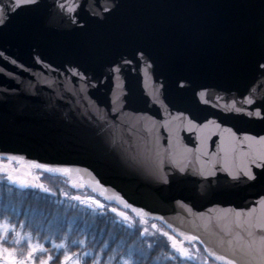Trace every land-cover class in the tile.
Returning <instances> with one entry per match:
<instances>
[{"label": "water", "instance_id": "water-1", "mask_svg": "<svg viewBox=\"0 0 264 264\" xmlns=\"http://www.w3.org/2000/svg\"><path fill=\"white\" fill-rule=\"evenodd\" d=\"M113 2L115 9L104 16L101 9ZM12 3L0 0V10ZM262 43L264 0H43L40 10L24 11L0 29V157L22 167L47 164L108 202L143 208L144 217L159 220L182 241L189 242L181 233L199 237L191 242H199L215 262L246 254L250 264H264V201L258 198L264 183H233L224 170L264 154V143L241 144L228 131L264 134V119L236 111L264 104V85L246 90L237 74ZM137 44L152 53V70L132 56ZM117 55L130 62L117 65ZM69 59L90 68L84 91L83 82L61 66ZM174 73L206 74L225 85L197 101L198 114L218 120L220 127L209 123L194 130L176 115L181 109L166 107ZM129 88L140 102L125 109L122 119L162 150L139 166L119 149L89 143L80 119L89 101L94 108H119ZM221 158L228 164H220ZM173 163L188 169L180 186L163 184L149 167L166 175ZM213 170L215 176L201 175Z\"/></svg>", "mask_w": 264, "mask_h": 264}, {"label": "snow or ice", "instance_id": "snow-or-ice-1", "mask_svg": "<svg viewBox=\"0 0 264 264\" xmlns=\"http://www.w3.org/2000/svg\"><path fill=\"white\" fill-rule=\"evenodd\" d=\"M42 2L43 0H13L11 7L4 5L3 10H0V29L13 23L18 15L24 11L40 10ZM57 6L62 7V5ZM71 7L75 8V5H71ZM115 7L116 4L113 2L109 4L108 8H102L101 11L104 16H107L108 12L114 10ZM72 18L75 19V17ZM81 23L84 27H87V21H81ZM2 54L3 53H0V55ZM132 56L139 61H143L145 69L152 70L155 60L152 53L143 45H135L132 48ZM115 59L117 65L130 62L121 60L119 55H117ZM46 66L49 68L52 67L51 64H47ZM61 66L65 68L69 75L79 78V80L83 82L80 88L81 91H84L86 87L90 86L92 77L88 75L90 68L85 63H82L80 60L69 59L66 64H62ZM115 67L116 65H113V68ZM237 74L245 80L244 86L246 90L249 89V86L255 88L257 84L264 85V43H262L259 48L252 49L248 53L246 65L239 69ZM163 79L164 77L162 75L161 81H163ZM171 81L172 86L169 93L164 97L166 107L169 110L181 109L176 115L185 119L194 130L203 129L209 123H215L216 127L221 126L218 120L214 121L211 117L206 119L205 116L198 114L199 104L197 101L203 102L205 95L211 88H223L225 87L224 84L218 82L217 79L209 75H196L193 73H174L171 76ZM162 87L163 83L157 85L158 89H162ZM112 99L115 101L117 97L114 95ZM245 99L247 100V97H245ZM139 102L140 98L133 95L130 88L119 100V108L109 105H105L103 109L94 108L92 106L93 102L89 101V107L80 113V119L84 126L87 141L93 146H99L105 150H121L125 160L133 165H143L150 158H157V154L162 150L159 149V147L153 149L151 142L147 139L141 140L136 134L134 124L129 123L127 119H122L124 110L134 108ZM248 103L252 104V101L248 100ZM236 111L249 117L264 119V104H261L260 107H255L252 111L243 108H237ZM118 113L120 115H118ZM198 121H202V123H198ZM126 124L127 127H125ZM228 131L232 133L234 138L239 136L241 144L248 141L264 143V134L253 136L247 131L241 132L237 130L233 132L231 128H228ZM213 155H215V153ZM257 159H259L260 163H257ZM219 163L226 165L228 161L221 158ZM249 165H251V167ZM39 167L42 169L50 168L47 164H40ZM149 167L152 174L156 176V179L168 186L182 185L189 175L188 169L179 163H173L171 166H168L166 175L151 164ZM256 169L260 171L257 172ZM58 170L67 172L68 166H60ZM224 170L231 182L239 183L240 181H244L248 187H254L257 182L264 183V154L260 155L258 158L252 157L241 161L236 166V170H232L230 166L225 167ZM201 175L204 177L209 175L215 176L216 172L214 170L212 172H202ZM8 179L17 183L20 187L32 184L45 191H52L51 189L45 188L43 184L36 182L35 178H33V180H27L24 177L13 175L11 172H8ZM69 183L71 184L73 182L69 181ZM101 187H103V185H101ZM60 195L67 196L68 194L61 190ZM114 196L118 202L124 201V198L119 193H115ZM112 198L113 197H106L109 201H111ZM258 198L264 201V195ZM72 199L78 200L81 204H88L90 207H93V211H99L101 213H104L107 207L112 213H115L118 218H122V223L131 227L132 217L125 211H120L117 207H111L110 203L105 206L100 200L94 199L92 196L74 195ZM124 205L127 208L133 209L140 219L141 224L144 223V216L142 215L144 212L143 208H134L133 205L127 201H124ZM21 224H23V221H21ZM155 227L156 225L153 224V228ZM140 231L143 232L145 230L141 228ZM160 231L164 237H167L176 255L179 257H189L192 255L189 250L182 246L181 241H177L174 236L162 229ZM8 233L12 234L16 242L27 239V251H22L20 258L14 255L16 249L4 247V240ZM181 236H184L189 242L192 240H199V237L190 234L181 233ZM71 243L75 244L76 241H72ZM79 243L83 245L84 241L81 240ZM53 247L56 249L64 248L63 256L59 257L60 264H66V262H68V264H81V260L84 261V264H87V252L76 253L75 255L79 256L80 259H73V253L67 251L64 240H61L59 243H54ZM100 247L103 248L104 245L102 244ZM45 251L46 249L41 242H33L29 233L21 234L15 224L9 223L8 218L0 214V264H32L33 257L37 253H43ZM205 251H207V248H205ZM169 255H172V253H169ZM210 255L215 256L216 254L210 253ZM245 255L246 254L242 255L239 260L227 259V257H221V259H224L226 264H250L245 258ZM125 256H127V258H125ZM53 258L52 255H40V264H49V261ZM93 264H95V262H93ZM120 264H136L131 249H129L127 253L121 254Z\"/></svg>", "mask_w": 264, "mask_h": 264}, {"label": "trees", "instance_id": "trees-1", "mask_svg": "<svg viewBox=\"0 0 264 264\" xmlns=\"http://www.w3.org/2000/svg\"><path fill=\"white\" fill-rule=\"evenodd\" d=\"M45 188L52 191H40L27 186L13 187L6 179L0 177V214L7 217L9 223L15 224L21 234L29 233L34 241L43 244L46 251L38 254L37 260H40V255L49 254L54 257L49 264L59 263L57 258L64 248L56 249L53 244L64 240L68 250L84 248L92 256L100 253L102 263L108 259L113 261L111 264H120L121 254L127 253L129 249L136 264L190 263L170 249L162 234L143 233L140 231L142 226L139 223L136 222L129 227L122 223V218H118L107 207L105 212L101 213L93 211V207L88 204H81L78 200L72 199L74 195L92 196L105 206L109 205L88 190L69 187L64 181L61 186L50 183ZM61 190L68 195H60ZM111 207L116 206L111 204ZM119 210L132 215L128 210ZM81 240L84 241L83 245L79 243ZM72 241L76 243L73 244ZM11 243L8 248L15 245ZM102 244L103 248L100 247ZM193 245L203 251L197 243L187 244V246ZM19 249H25L23 243L20 244ZM89 254H87V264L91 261ZM81 264H84L83 260Z\"/></svg>", "mask_w": 264, "mask_h": 264}, {"label": "rangeland", "instance_id": "rangeland-1", "mask_svg": "<svg viewBox=\"0 0 264 264\" xmlns=\"http://www.w3.org/2000/svg\"><path fill=\"white\" fill-rule=\"evenodd\" d=\"M1 161V160H0ZM8 166H10V168L11 167H15V169H13V171L14 170H17L16 168H17V163H14V162H12V161H9L8 162ZM13 164H15V165H13ZM14 175V174H13ZM15 175H18V176H21V177H24V178H26V179H28V177H30V178H35V180H37V181H42V182H45V184H50V183H53V184H57L58 186H61L62 185V182L64 181V183H66V185L67 186H69V187H72L70 184H68L67 182H66V180L63 178V177H61V176H59L58 174H56V173H52V172H49V171H46V170H43V169H33V168H28V170H24V172H23V175L22 174H15ZM0 177H2V178H4V179H6V181L10 184V185H12L13 187H19L20 188V186L17 184V183H15V182H12L11 180H9L8 179V171L7 170H3V169H0ZM33 180V179H32ZM26 186H28V187H30V188H37L38 186H33L32 184H29V185H26ZM38 190H40V191H45L44 189H42V188H40V187H38ZM94 198V197H93ZM95 199V198H94ZM104 205V204H103ZM114 205V204H113ZM116 206V205H115ZM117 208H119V209H121V210H126V209H122V208H120V207H118V206H116ZM126 212V211H125ZM130 217H132V221H131V224H135L136 222L137 223H139L141 226H142V229H144L145 231H143V233H146V234H154V235H159V234H162L161 233V229L163 230V231H165V232H168L170 235H172V236H174L175 237V239L177 240V241H180V239L178 238V237H176L175 235H173L169 230H167V229H165V226L163 225V224H161L159 221H157L156 219H150V218H146V219H144V223L143 224H141V221H140V219L139 218H136L137 216H133V214L132 215H130L128 212H126ZM136 219H138V220H136ZM153 224H155L156 225V227L155 228H153ZM161 225L164 227H161ZM163 236V235H162ZM164 237V236H163ZM165 238V240L167 241V243L170 245V242L167 240V237H164ZM31 239H32V237H31ZM33 240V239H32ZM11 242H13L15 245L14 246H11V247H9V248H13V249H16V252L14 253V255L17 257V258H20V256H21V253H22V251L23 252H26L27 251V239H23V240H20L19 242H16L15 240H14V238H13V236H12V234H10V233H8V234H6V237H5V240H4V247H6V248H8L7 246L10 244H12ZM33 242H36V241H34L33 240ZM182 242V241H181ZM23 243V247L25 246V249L24 250H20L19 249V247H20V244H22ZM187 244H191V243H182V246L184 247V248H186L187 250H189V252L190 253H192V255L191 256H189V257H182V258H185V259H187L188 261H190V263L189 264H215V262L211 259V258H209V257H207L205 254H204V252L203 251H200L199 250V248L196 246V245H193V246H187ZM186 245V246H185ZM198 248V249H197ZM170 249H172L171 248V246H170ZM174 252H175V250L174 249H172ZM57 251V250H56ZM67 251H69V252H71V253H73V259H80V257L79 256H76L75 254L76 253H85V252H87V254H89V252L87 251V250H85L84 248L83 249H76V250H68L67 249ZM44 253V252H43ZM38 254H40V253H37L34 257H33V260H32V264H40V260H37V255ZM63 254H64V251L63 252H61V254H59L58 256L60 257V256H63ZM47 255H49V254H47ZM90 255V254H89ZM91 256V261H90V264H93V262H95V264H111V263H113V261H111V260H108V259H106L105 260V262L104 263H102V259H101V257H100V253H98V254H96V256H92V255H90ZM205 258H207V259H205ZM57 259H59V258H57ZM49 263H50V261H49ZM57 264H60V260H59V263H57ZM66 264H68V262H66ZM217 264V263H216Z\"/></svg>", "mask_w": 264, "mask_h": 264}, {"label": "flooded vegetation", "instance_id": "flooded-vegetation-1", "mask_svg": "<svg viewBox=\"0 0 264 264\" xmlns=\"http://www.w3.org/2000/svg\"><path fill=\"white\" fill-rule=\"evenodd\" d=\"M4 168L6 169V170H8L9 172H11V173H15V174H20L17 170H14L13 171V167H11L10 168V166H8V164H6L5 166H4Z\"/></svg>", "mask_w": 264, "mask_h": 264}]
</instances>
